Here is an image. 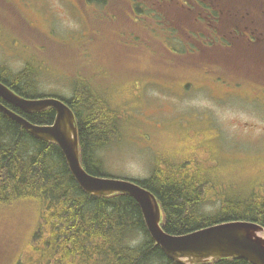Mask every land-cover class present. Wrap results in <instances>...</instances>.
<instances>
[{
    "label": "rangeland",
    "instance_id": "obj_1",
    "mask_svg": "<svg viewBox=\"0 0 264 264\" xmlns=\"http://www.w3.org/2000/svg\"><path fill=\"white\" fill-rule=\"evenodd\" d=\"M227 1L155 3L163 14L156 25L134 23L119 4L105 15L98 6L86 10L83 0H0V66L17 72L33 62L37 92L62 97L71 96L76 73L87 76L123 119L120 138L98 152L107 176L141 180L154 168L162 173L164 162L162 174L199 173L225 195L264 196V85L255 78L263 73L264 81V65L227 56L217 46L226 31L216 24L264 22V0H236L238 10ZM171 5L187 17L176 18ZM150 26L153 36L146 34ZM239 27L264 43V26ZM183 82L191 83L182 96L163 89ZM36 222L21 203L0 208V264L26 260L21 254Z\"/></svg>",
    "mask_w": 264,
    "mask_h": 264
},
{
    "label": "trees",
    "instance_id": "obj_2",
    "mask_svg": "<svg viewBox=\"0 0 264 264\" xmlns=\"http://www.w3.org/2000/svg\"><path fill=\"white\" fill-rule=\"evenodd\" d=\"M172 1L83 0V4L88 11L100 7L105 15L106 9L119 4V9L132 12L134 23L146 18L157 25L163 14L153 5ZM171 10L176 18L182 15L174 7ZM153 32L155 29L150 26L146 34L153 36ZM162 40L166 43V39ZM258 59L259 65H264L261 54ZM36 72L37 65L29 61L17 72L0 66V82L25 98L54 96L63 100L76 118L79 156L85 170L95 176H107L101 172L103 161L98 152L120 138L123 119L119 110L80 73L75 74L70 97L39 93ZM262 75L257 79L264 85ZM0 102L34 124H51L55 117L52 108L26 112L1 98ZM201 177L186 171L168 176L154 168L148 177L136 180L157 198L165 232L180 235L237 220L257 222L264 227V196L254 192L244 197L225 195L223 189H216ZM216 200L218 206L211 208ZM19 203L37 218L32 240L21 254L26 260L21 264H179L152 240L141 209L132 197L88 194L72 176L56 144L33 137L0 112V208ZM202 264L251 263L223 258Z\"/></svg>",
    "mask_w": 264,
    "mask_h": 264
},
{
    "label": "water",
    "instance_id": "obj_3",
    "mask_svg": "<svg viewBox=\"0 0 264 264\" xmlns=\"http://www.w3.org/2000/svg\"><path fill=\"white\" fill-rule=\"evenodd\" d=\"M0 98L26 112L52 108L51 124H34L0 102V112L33 137L56 144L67 166L88 194L107 197L126 194L139 205L146 229L163 253L179 264H201L222 258H240L251 264H264V227L257 222L237 220L221 222L186 234L172 235L161 227V208L147 188L130 179L95 176L88 173L79 156L76 119L71 108L55 97L25 98L0 82Z\"/></svg>",
    "mask_w": 264,
    "mask_h": 264
},
{
    "label": "flooded vegetation",
    "instance_id": "obj_4",
    "mask_svg": "<svg viewBox=\"0 0 264 264\" xmlns=\"http://www.w3.org/2000/svg\"><path fill=\"white\" fill-rule=\"evenodd\" d=\"M228 2V1H227ZM242 3L247 4L248 1H243L241 0ZM228 4H232L233 8H235V10H238L241 8V4L239 1L236 0H232L230 2H228ZM230 7V6H229ZM110 14V13H109ZM233 18V16H231ZM249 22V23H247ZM216 24L218 25V27L221 30H225L226 32L219 34L220 37H218L219 41L217 46L224 49L225 53L227 54V56L229 55H234V54H238V55H244V57L253 60V61H259L260 59H258V57L260 56V52L264 53V43L262 42H258V40H253V37L251 34L247 33V32H242L240 29V25H245L248 28H260L262 26H264V22H261L259 19H253L252 21H243L242 23L236 20H231L230 18L227 19H220L219 22H216ZM191 26V25H190ZM254 26V27H253ZM193 27V26H191ZM193 28H197V26L193 27ZM182 34L184 33H173V36H182ZM193 33H185L184 36H187L191 39H193L194 41L196 40V38L194 37V35H192ZM198 35V34H195ZM157 36V35H156ZM170 36V35H169ZM210 37V39L214 40V35H208ZM218 36V35H216ZM167 41H172V40H168ZM166 45V43H165ZM175 45V44H173ZM176 47V46H175ZM175 49V48H174ZM207 46L203 47L202 50H207ZM250 55V56H248ZM226 56V57H227ZM244 66L240 65V60L238 58V68H243ZM242 70H246V72L249 74V70L248 69H242ZM255 78H258V75H255ZM189 83L191 82H183L181 83H177L179 84L178 86H170L169 88L165 87L163 89H167L170 91H173V93L177 94L178 96H182L183 93L187 94L189 93L188 87H187V91L185 86H188ZM197 87V86H196ZM195 87V88H196ZM258 100L260 99H256V103L258 104ZM254 101V100H253ZM262 105H264V99L262 100ZM193 121H186L185 123H182L183 125H187L192 123ZM161 165V170L162 173L165 170L164 168V162H160ZM161 172V171H160Z\"/></svg>",
    "mask_w": 264,
    "mask_h": 264
}]
</instances>
